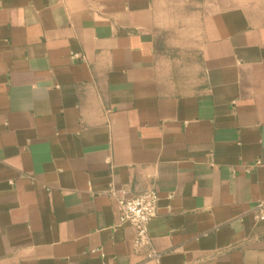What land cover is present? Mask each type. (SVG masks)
<instances>
[{"label":"crops","instance_id":"1","mask_svg":"<svg viewBox=\"0 0 264 264\" xmlns=\"http://www.w3.org/2000/svg\"><path fill=\"white\" fill-rule=\"evenodd\" d=\"M172 1L0 0V264H264V11Z\"/></svg>","mask_w":264,"mask_h":264},{"label":"built area","instance_id":"2","mask_svg":"<svg viewBox=\"0 0 264 264\" xmlns=\"http://www.w3.org/2000/svg\"><path fill=\"white\" fill-rule=\"evenodd\" d=\"M159 195L155 187H150L132 197L119 199V226L129 225L135 230L134 250L141 253L149 249L147 259L158 262L160 254L152 246L149 226L159 209ZM257 218L264 221V203L256 207Z\"/></svg>","mask_w":264,"mask_h":264},{"label":"rangeland","instance_id":"3","mask_svg":"<svg viewBox=\"0 0 264 264\" xmlns=\"http://www.w3.org/2000/svg\"><path fill=\"white\" fill-rule=\"evenodd\" d=\"M235 6H248L256 11H264V0H173L169 3L168 28L164 31L162 42L178 41L180 33L190 29L192 15L210 13ZM176 41V42H175ZM188 62L189 79L193 77L190 59Z\"/></svg>","mask_w":264,"mask_h":264}]
</instances>
